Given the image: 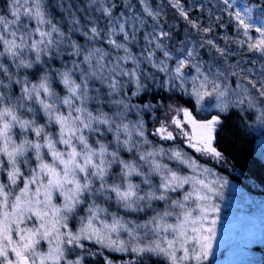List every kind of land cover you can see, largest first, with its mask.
Masks as SVG:
<instances>
[{
    "label": "snow or ice",
    "instance_id": "1",
    "mask_svg": "<svg viewBox=\"0 0 264 264\" xmlns=\"http://www.w3.org/2000/svg\"><path fill=\"white\" fill-rule=\"evenodd\" d=\"M255 129L264 0H0V264H221Z\"/></svg>",
    "mask_w": 264,
    "mask_h": 264
},
{
    "label": "trees",
    "instance_id": "2",
    "mask_svg": "<svg viewBox=\"0 0 264 264\" xmlns=\"http://www.w3.org/2000/svg\"><path fill=\"white\" fill-rule=\"evenodd\" d=\"M264 137L261 136L260 130L255 129L250 133L245 145L244 152L249 158V167L242 170L245 175H238L233 173L230 176L231 187L236 190L238 197L237 201H232L230 206L233 209L227 208L228 213L238 215V213H244L245 222L243 226H250V216H254L257 213V208H260L264 204V164L259 162V150L261 146V140ZM255 157L256 162L252 163V158ZM228 174L227 172L225 173ZM253 180L254 185L246 183V179ZM239 190V191H238ZM239 192H241L239 194ZM224 206V204H223ZM260 206V207H259ZM223 210V209H222ZM227 211V210H224ZM225 214V213H224ZM224 214H221L222 218H226ZM236 253L235 259H229L230 252ZM245 252H249V255H245ZM114 258H119L116 256ZM215 259H219L221 264H248L249 261H254L259 264V261L264 259V246L260 244L253 245L250 249H242L240 242L229 243L225 248L220 249L217 252ZM229 259V260H228Z\"/></svg>",
    "mask_w": 264,
    "mask_h": 264
},
{
    "label": "rangeland",
    "instance_id": "3",
    "mask_svg": "<svg viewBox=\"0 0 264 264\" xmlns=\"http://www.w3.org/2000/svg\"><path fill=\"white\" fill-rule=\"evenodd\" d=\"M246 183L251 184V185L256 184L250 178L248 180L246 179ZM254 186L256 187V185H254ZM232 188L233 187L230 186L229 189L226 191L225 199L223 201L224 206L222 204L223 210H221V214L225 213L224 215L226 216V218H222V216H221V231H220L221 236L225 235V225L227 224L229 226L228 232H227L228 239L225 242L224 248L229 243L235 244V242H240V237L243 235L242 226H243V223L245 222V218H246V217L244 218V213L239 212L238 215L228 213L227 208L233 209L232 206H230V205H232L231 202L238 200V197L235 196L237 191L232 189ZM240 193L241 192H239V194ZM263 206H264V204H263ZM224 210H227V211H224ZM249 218L251 219V223H250V226L248 225V227L252 228L257 233H259L261 230H264V207L261 206L260 208H257L256 215L254 214V216H250ZM218 239H219V237H218ZM219 250L220 249H218V251ZM230 253L231 254H229V259H232V260L235 259L236 253H234L233 251Z\"/></svg>",
    "mask_w": 264,
    "mask_h": 264
}]
</instances>
